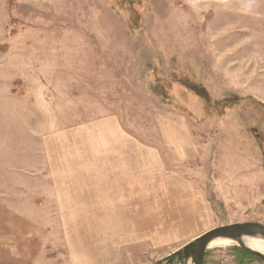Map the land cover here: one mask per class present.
Masks as SVG:
<instances>
[{"label":"rangeland","instance_id":"obj_1","mask_svg":"<svg viewBox=\"0 0 264 264\" xmlns=\"http://www.w3.org/2000/svg\"><path fill=\"white\" fill-rule=\"evenodd\" d=\"M263 167L264 0H0V264H192Z\"/></svg>","mask_w":264,"mask_h":264},{"label":"water","instance_id":"obj_2","mask_svg":"<svg viewBox=\"0 0 264 264\" xmlns=\"http://www.w3.org/2000/svg\"><path fill=\"white\" fill-rule=\"evenodd\" d=\"M261 237L264 242V226L256 222H246L232 225L220 226L211 229L198 236L190 246L187 254L192 264H204V255L211 241L215 239H227L237 244L243 251L264 262V255L251 250L242 244V238Z\"/></svg>","mask_w":264,"mask_h":264},{"label":"bare ground","instance_id":"obj_3","mask_svg":"<svg viewBox=\"0 0 264 264\" xmlns=\"http://www.w3.org/2000/svg\"><path fill=\"white\" fill-rule=\"evenodd\" d=\"M219 242L221 243H229L231 242L230 240L227 239H215L213 241H211L208 245V248L215 245V244H219ZM233 243V242H232ZM235 244V243H234ZM242 244L244 246H246L247 248L254 250L256 252H259L261 254L264 255V242L262 240L261 237H244L242 238ZM237 245V244H236Z\"/></svg>","mask_w":264,"mask_h":264},{"label":"trees","instance_id":"obj_4","mask_svg":"<svg viewBox=\"0 0 264 264\" xmlns=\"http://www.w3.org/2000/svg\"><path fill=\"white\" fill-rule=\"evenodd\" d=\"M235 250H236V252L238 253V255L246 256V257H250V255H248V254H246V253L240 251L237 247H235ZM184 253H185V251H184ZM181 254H183V252H182Z\"/></svg>","mask_w":264,"mask_h":264},{"label":"crops","instance_id":"obj_5","mask_svg":"<svg viewBox=\"0 0 264 264\" xmlns=\"http://www.w3.org/2000/svg\"><path fill=\"white\" fill-rule=\"evenodd\" d=\"M262 172V176H264V167L262 168V170H261ZM263 182H264V180H263Z\"/></svg>","mask_w":264,"mask_h":264}]
</instances>
